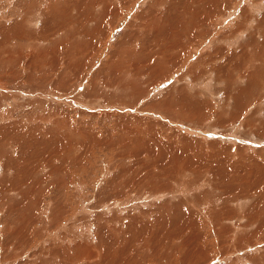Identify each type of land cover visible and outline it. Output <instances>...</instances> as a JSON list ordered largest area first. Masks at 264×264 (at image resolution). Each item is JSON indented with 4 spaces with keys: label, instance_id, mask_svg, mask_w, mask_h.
<instances>
[{
    "label": "rangeland",
    "instance_id": "rangeland-1",
    "mask_svg": "<svg viewBox=\"0 0 264 264\" xmlns=\"http://www.w3.org/2000/svg\"><path fill=\"white\" fill-rule=\"evenodd\" d=\"M0 264H264V0H0Z\"/></svg>",
    "mask_w": 264,
    "mask_h": 264
}]
</instances>
